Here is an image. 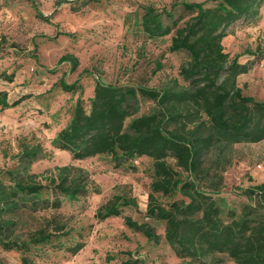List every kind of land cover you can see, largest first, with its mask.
I'll return each mask as SVG.
<instances>
[{
  "label": "trees",
  "instance_id": "1",
  "mask_svg": "<svg viewBox=\"0 0 264 264\" xmlns=\"http://www.w3.org/2000/svg\"><path fill=\"white\" fill-rule=\"evenodd\" d=\"M177 6L190 15L183 22ZM263 7L264 0H185L162 10L142 5L141 15L139 10L133 14V25L145 40L170 35L169 51L187 55L179 77L159 86L108 83L98 77L88 98L80 81L87 69L73 82L63 73L53 85L71 93L75 102L52 145L73 160L102 157L115 169L133 172L136 162L147 158L151 182L146 220L125 216L124 223L151 243L164 241L187 264H224L227 259L264 264V182L239 187L246 200L237 204L221 196L226 172L236 161V145L264 139V101L238 86L247 67L225 51L223 40L239 22L258 21ZM37 16L51 18L41 12ZM7 45L1 38L0 58ZM64 62L72 70L79 66L72 53L62 55L58 65ZM155 64L153 74L164 67L161 59ZM47 71L56 73L57 68ZM15 78L14 70L0 68V80L11 83ZM29 97L11 101L9 92L0 90V112ZM146 103L150 106L142 110ZM45 158L50 152L41 142L24 138L13 166L0 169V252H19L22 264H38L47 250L77 255L87 234L62 209L100 192L91 174L73 164L35 172L33 165ZM127 207H138L137 199L125 187H116L95 217H119ZM124 255L110 264H149L133 251ZM0 264H7L1 256Z\"/></svg>",
  "mask_w": 264,
  "mask_h": 264
},
{
  "label": "rangeland",
  "instance_id": "2",
  "mask_svg": "<svg viewBox=\"0 0 264 264\" xmlns=\"http://www.w3.org/2000/svg\"><path fill=\"white\" fill-rule=\"evenodd\" d=\"M59 1L0 0V39L8 44L1 53L0 68L16 72L14 82L0 80V90L8 91L11 101L32 96L19 106L0 112V169L13 166V156L24 138H34L50 152V158L33 165L35 172L73 164L87 170L100 188L99 193L73 205L67 203L62 209L71 224L85 229V247L77 255L47 250L36 261L38 264H110L119 262L130 250L149 264H187L164 241L151 243L124 223L125 216L140 222L146 220L151 182L147 158L137 161L138 170L133 172L115 169L102 157L73 160L69 152L52 145L56 133L68 123L75 102L71 93L53 87L63 73L67 74L68 82H73L88 70L80 79L86 98L93 94L98 77L108 83L149 86H159L179 77V68L188 60L187 55L169 51L170 35L146 41L133 25V14L139 10L141 15L142 5L150 4L162 10L185 0H62L58 4ZM37 12L50 16V21L39 18ZM176 12L182 17L181 22L190 16L181 6H177ZM58 32L71 35H58ZM10 44H17L19 49ZM223 45L231 57L239 56L240 63L247 67L238 76V86L245 94L264 101V7L258 21L236 24ZM67 53L78 57L76 70L68 62L58 65L59 58ZM160 59L164 67L153 74L155 63ZM55 67L56 73L47 71ZM149 106L150 103L143 104L142 110ZM236 149V161L226 172V185L221 194L231 204L246 200L239 195V187L264 182V139L239 143ZM116 187H125L137 199L138 207L125 208L119 217L97 219L96 210L112 196ZM157 228L161 234L163 224ZM0 256L7 264H22L17 251H1ZM108 256L113 259L109 261ZM224 264L235 263L227 259Z\"/></svg>",
  "mask_w": 264,
  "mask_h": 264
}]
</instances>
